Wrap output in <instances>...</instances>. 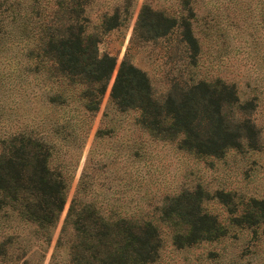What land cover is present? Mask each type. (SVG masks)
Segmentation results:
<instances>
[{
	"label": "rangeland",
	"instance_id": "obj_1",
	"mask_svg": "<svg viewBox=\"0 0 264 264\" xmlns=\"http://www.w3.org/2000/svg\"><path fill=\"white\" fill-rule=\"evenodd\" d=\"M147 2L177 19L191 17L200 42L195 65L188 62L181 26L153 38L140 23L134 32ZM80 24L98 37L101 54L116 59L94 111L86 110L82 97L76 98L84 85L74 83L67 90L66 83L59 82L60 87L53 81V59L42 52L50 38L57 40L70 25L77 31ZM125 52L146 71L157 98L166 94L173 79L189 75L232 83L240 102L247 104L229 113L234 120H253L256 146L244 141L221 156L197 155L178 148L177 138L142 129L135 122L138 109L118 110L109 98ZM20 131L47 135L55 147L51 165L71 177L49 239L48 231L38 230L7 206L0 209V264H81L69 249L80 232L69 226L70 235L59 239V234L83 170L79 210L94 200L157 224L159 256L150 264H264V224L231 221L247 209L251 197L264 198V0H0V140ZM198 184L205 196L203 209L215 214L227 231L216 239L177 247L173 234L180 227L160 219V207L164 195Z\"/></svg>",
	"mask_w": 264,
	"mask_h": 264
},
{
	"label": "trees",
	"instance_id": "obj_2",
	"mask_svg": "<svg viewBox=\"0 0 264 264\" xmlns=\"http://www.w3.org/2000/svg\"><path fill=\"white\" fill-rule=\"evenodd\" d=\"M190 18L182 15L177 19L164 10L153 9L147 2L139 11L134 32L140 23L148 26L147 36L153 38L168 35L174 27L181 26L180 39L189 50L188 62L195 65L200 42ZM71 28L68 26L57 40L50 38L42 52L50 53L53 59L56 71L53 81L57 85L66 83L68 86L63 89L74 83L84 85L76 98L82 97L86 110L94 111L107 89L116 59L108 52L100 53L98 37L86 33L83 25L80 24L77 31ZM126 52L110 86L109 98L118 110L138 109L135 122L142 129L166 139L177 138L178 148L197 155L221 156L227 148H238L244 141L248 146H256L257 128L253 120L250 117L234 120L229 113L234 108L242 111L247 104L240 102L232 83L220 78L195 79L189 75L184 80L173 79L166 94L157 98L146 71ZM63 94L60 91L58 96L63 97ZM53 145L47 135L37 136L28 131L0 140V209L7 206L38 230L48 231L47 239L65 205V190L71 177L51 165ZM83 171L59 234V239L66 233L70 235L69 226L80 232V238L69 247L74 262L150 264L155 261L159 256L160 233L152 219L135 220L124 214L121 207L97 205L94 200L79 210L78 196L85 192ZM86 192L90 195L92 191L88 188ZM204 198L200 184L194 189L164 195L159 217L180 227L173 234L177 247L216 239L226 233L227 227L217 216L203 209ZM228 209L233 213V208ZM231 221L241 226L264 224V198L251 197L247 209L242 214L232 215Z\"/></svg>",
	"mask_w": 264,
	"mask_h": 264
}]
</instances>
